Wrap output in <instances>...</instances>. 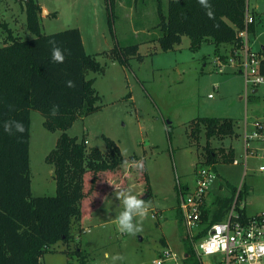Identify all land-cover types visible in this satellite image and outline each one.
I'll return each mask as SVG.
<instances>
[{"label": "rangeland", "instance_id": "1", "mask_svg": "<svg viewBox=\"0 0 264 264\" xmlns=\"http://www.w3.org/2000/svg\"><path fill=\"white\" fill-rule=\"evenodd\" d=\"M36 1L42 7L43 34L79 29L87 53L96 55L104 68L103 73L89 72L87 76L95 81L102 109L77 121L69 135L85 138L88 146L103 151L108 137L118 143L125 157L145 158L151 186L149 197L143 170L129 162L118 172L102 174L97 191L83 204L85 232H80L76 225L72 245H53L43 264H80L84 260L87 264H111L106 252L123 256L122 264H155L164 251L178 258L164 264H187L186 257L198 260L194 251L187 248L176 197L178 183L185 189L186 184L194 185L195 170L204 161L205 131L199 145L189 136V124L196 118H231L236 123L234 137L211 140L216 149L232 145L237 163L216 165L220 176L208 201H215V195L232 197L233 188H237L238 192H245L242 202L247 216L264 215V170L260 171L264 166V140L254 137L256 125L264 122V83L251 88L243 75L216 70V46L206 41L194 50L190 38L185 36L175 50L163 51L156 41L161 36L158 6L162 3L167 12L168 0H116L114 11L109 10L107 0ZM26 3L0 0V24L7 25L15 36L30 40L35 36L27 27ZM249 3L251 10L264 18V0ZM255 29L250 45L261 52L264 24L256 21ZM7 32L0 27V45L4 44ZM136 44L143 61L133 58L129 66H123L107 55L117 45ZM220 49L225 51L223 46ZM60 135L61 132L45 128L41 113L31 112L30 165L36 197L56 195L54 168L46 158ZM220 182L224 190L218 187ZM86 184L89 190L90 175ZM116 188H131L148 206L142 230L136 235L121 233L117 228L116 217L123 206L115 196ZM203 263L216 264V260L208 257Z\"/></svg>", "mask_w": 264, "mask_h": 264}, {"label": "trees", "instance_id": "2", "mask_svg": "<svg viewBox=\"0 0 264 264\" xmlns=\"http://www.w3.org/2000/svg\"><path fill=\"white\" fill-rule=\"evenodd\" d=\"M109 10L114 11L116 0H107ZM214 18H209L206 9L198 0H168V11L162 3L158 6L161 36L156 40L163 51L175 50L183 37L191 40L194 50L203 41L214 44L217 53L220 47H239L238 33L245 29V18L249 0H209ZM27 27L35 36L25 40L15 36L5 24L8 36L0 45V264H43L42 260L51 247L58 242L72 245L73 228L83 227V204L97 191L100 177L104 173H115L122 169L125 161L144 160V181L151 197L150 178L145 158L132 155L125 157L120 146L113 139L105 137L106 150L88 146L85 138L69 135L68 131L80 119L102 109L101 97L94 87V79L88 73H103L104 68L96 55L87 53L79 29L46 35L42 33V7L36 0L26 3ZM254 15L258 16L257 13ZM256 22L249 27L250 35L256 31ZM53 43L65 55L63 63L52 59ZM139 45L121 47L117 45L108 55L123 66L130 60L143 61ZM229 49V50H230ZM264 55V49L261 51ZM264 76V59L261 64ZM68 81L74 87L68 86ZM58 107L53 116L52 109ZM37 111L44 117L45 128L53 133L61 132L56 147L46 161L54 168L57 189L54 196L36 197L32 191L30 165L31 112ZM7 121H18L25 131L11 133L3 128ZM235 121L231 118H196L189 124V136L199 145L204 130L207 144L203 159L208 165L234 164L236 155L233 147L216 149L212 139L234 137ZM168 131H171L170 124ZM256 133L264 135V123L256 127ZM90 175V189L87 190V176ZM238 190L232 197L217 198L215 210L206 211L204 219L209 224L222 220L232 207ZM240 191L238 209L247 216L246 207L240 203L245 197ZM215 215L211 219V214ZM179 218L182 213L179 211ZM166 246V242L162 240ZM192 250L191 245L187 246ZM70 251V250H69ZM66 252V251H65ZM68 253V252H67ZM81 257L79 249L76 251ZM187 264H202L200 260L184 258ZM80 264H87L86 261Z\"/></svg>", "mask_w": 264, "mask_h": 264}, {"label": "built area", "instance_id": "3", "mask_svg": "<svg viewBox=\"0 0 264 264\" xmlns=\"http://www.w3.org/2000/svg\"><path fill=\"white\" fill-rule=\"evenodd\" d=\"M256 19L248 8L245 29L238 33L241 45L231 47L228 53H219L213 59L216 70L223 73L228 67L233 68L245 77L247 86L251 88L264 83V76L261 74L264 55L250 45L249 27ZM254 137L264 140V135L256 133ZM260 170L263 171L264 166ZM217 180L215 165H208L203 161L195 170L193 187L185 189L178 183L177 198L183 218L184 238L202 264L203 259L208 257H213L216 264H264V215L244 217L238 209L240 191L222 220L212 224L205 221L208 197ZM240 204L241 208L245 207L243 202ZM152 217L157 216L152 214ZM172 259L178 260L176 255L164 251L155 264H164Z\"/></svg>", "mask_w": 264, "mask_h": 264}, {"label": "clouds", "instance_id": "4", "mask_svg": "<svg viewBox=\"0 0 264 264\" xmlns=\"http://www.w3.org/2000/svg\"><path fill=\"white\" fill-rule=\"evenodd\" d=\"M198 2L206 9V14L209 18H214V11L212 10V5L209 3V0H198ZM52 59L55 63H63L65 60L63 50L55 46L54 43L52 48ZM67 83L69 87L75 86L72 81H68ZM57 114L58 107L54 106L52 109V115L55 116ZM13 127L17 132L23 133L25 131L23 124L18 121H7L3 124L4 130L9 133H11ZM127 163L128 162L125 161V164ZM131 166L139 170H143L145 167L144 160L141 159L139 161H132ZM115 196L123 206V211L116 217L118 230L121 233L136 235L142 230V221L148 215V206L143 199L138 198L135 194H133V190L131 188L126 190L117 189ZM104 255L106 258L111 259V264H118V262L122 264L124 260V257L119 254L113 256L106 252Z\"/></svg>", "mask_w": 264, "mask_h": 264}, {"label": "crops", "instance_id": "5", "mask_svg": "<svg viewBox=\"0 0 264 264\" xmlns=\"http://www.w3.org/2000/svg\"><path fill=\"white\" fill-rule=\"evenodd\" d=\"M248 8L250 9V11H252L253 12V14L254 13H257L256 11H253V10H251V8H250V3H249V5H248ZM256 21H257V24L258 23H260V24H264V18L263 17H260L259 15L257 16V19H256ZM226 46H227V48H226ZM222 47V46H221ZM223 47H224V49L223 50H225L224 52H222V50L220 49V52L219 53H223V54H225V53H228V51H227V49L229 50L230 49V45H223ZM215 56H217V54H215ZM214 56V57H215ZM214 64V63H213ZM215 67V66H214ZM216 68V67H215ZM223 73H227V74H240V75H242L240 72H236L233 68H230V67H228L227 69H226V71L225 72H223ZM258 90H256L255 92H257ZM217 118V117H216ZM259 123H264V122H258V124ZM236 124V123H235ZM230 147H232V145H230ZM246 157H247V155H246ZM237 163V161L234 163V164H236ZM262 167V166H261ZM261 171V170H260ZM218 175V174H217ZM218 176H220V173H219V175ZM218 179H219V177H218ZM216 182H218V180L216 181ZM193 183H194V181H193ZM187 185V189L188 188H191V187H193L194 185H190V184H186ZM218 187L220 188V190H224V185L220 182L219 184H218ZM176 190V189H175ZM233 191H234V188H233ZM212 194H213V192H212ZM210 195H211V193L209 194V197H210ZM176 197H177V194H176ZM208 197V198H209ZM215 197H216V199L217 198H221V197H223V198H227L226 196H221V195H215ZM178 199V198H177ZM214 200V199H213ZM208 201V208H207V210L208 211H210V210H215V208L217 207V204H216V202H217V200H215V201ZM178 202V201H177ZM217 213H215L214 212V214L212 215L211 214V219H213V217H215V215H216ZM213 216V217H212ZM182 221H183V218L181 219Z\"/></svg>", "mask_w": 264, "mask_h": 264}, {"label": "water", "instance_id": "6", "mask_svg": "<svg viewBox=\"0 0 264 264\" xmlns=\"http://www.w3.org/2000/svg\"><path fill=\"white\" fill-rule=\"evenodd\" d=\"M21 1H25V2H28L29 0H21ZM264 49V48H263Z\"/></svg>", "mask_w": 264, "mask_h": 264}]
</instances>
